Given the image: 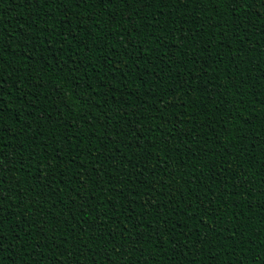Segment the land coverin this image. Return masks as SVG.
Returning <instances> with one entry per match:
<instances>
[{"label":"trees","instance_id":"16d2710c","mask_svg":"<svg viewBox=\"0 0 264 264\" xmlns=\"http://www.w3.org/2000/svg\"><path fill=\"white\" fill-rule=\"evenodd\" d=\"M164 3L0 0V264H264V5Z\"/></svg>","mask_w":264,"mask_h":264},{"label":"snow or ice","instance_id":"6c2138e0","mask_svg":"<svg viewBox=\"0 0 264 264\" xmlns=\"http://www.w3.org/2000/svg\"><path fill=\"white\" fill-rule=\"evenodd\" d=\"M99 2L103 3L104 0H99ZM125 2H127V0H125ZM133 2L144 3V0H133ZM184 2L186 4L188 0H184ZM191 2L199 3L200 0H191ZM208 2L214 4L216 0H208ZM219 2L230 6L231 11L235 13L238 8H243L245 5L250 7L253 3H256V0H219ZM259 2L261 5H264V0H259ZM160 3L162 4V6L167 7V4L164 3V0H160ZM24 39H27V37H25ZM71 71L72 70L69 69V72ZM0 111H2V109H0ZM240 151H244V149H240ZM49 167H51V165H49ZM5 219L6 217H0V253L6 251V249L4 248V245L6 243L9 244V248L7 249V251L11 253V241H8L5 235L3 234V224ZM61 255H63V253H61ZM69 264H71V260H69Z\"/></svg>","mask_w":264,"mask_h":264}]
</instances>
